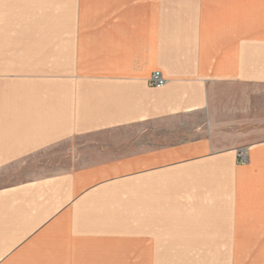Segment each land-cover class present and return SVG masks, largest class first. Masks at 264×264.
I'll return each mask as SVG.
<instances>
[{"label": "crops", "instance_id": "0c3cea01", "mask_svg": "<svg viewBox=\"0 0 264 264\" xmlns=\"http://www.w3.org/2000/svg\"><path fill=\"white\" fill-rule=\"evenodd\" d=\"M60 4L0 0V264H264V0Z\"/></svg>", "mask_w": 264, "mask_h": 264}, {"label": "rangeland", "instance_id": "374dc122", "mask_svg": "<svg viewBox=\"0 0 264 264\" xmlns=\"http://www.w3.org/2000/svg\"><path fill=\"white\" fill-rule=\"evenodd\" d=\"M26 2H28V6L26 5L25 12L22 13L23 18L20 21V25L23 24L25 29H20V33L25 31V36L35 39V48L44 39L70 36V17L67 11L64 12L65 6L61 8V0H26ZM67 14L68 18L65 19ZM229 130L232 131L229 137L233 141L239 139L235 133V128ZM243 136V139L247 137L246 134ZM261 136V134L258 135V137Z\"/></svg>", "mask_w": 264, "mask_h": 264}, {"label": "built area", "instance_id": "2783aa9c", "mask_svg": "<svg viewBox=\"0 0 264 264\" xmlns=\"http://www.w3.org/2000/svg\"><path fill=\"white\" fill-rule=\"evenodd\" d=\"M166 80L163 78L160 72L154 74L151 79V85L154 87H162L165 84Z\"/></svg>", "mask_w": 264, "mask_h": 264}]
</instances>
